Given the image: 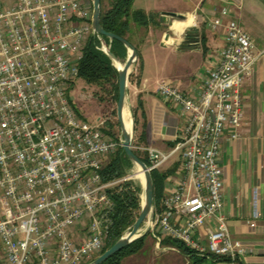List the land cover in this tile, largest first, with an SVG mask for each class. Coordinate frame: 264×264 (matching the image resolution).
Masks as SVG:
<instances>
[{
  "label": "built area",
  "instance_id": "2783aa9c",
  "mask_svg": "<svg viewBox=\"0 0 264 264\" xmlns=\"http://www.w3.org/2000/svg\"><path fill=\"white\" fill-rule=\"evenodd\" d=\"M231 13L224 8L212 22L224 26L225 44L197 92L159 84V97L185 117L174 146L135 147L151 171L175 156L180 164L150 234L215 261L247 253L223 214L222 139L229 130L230 139L240 136L243 88L264 54ZM92 21L93 0L0 1V264H90L105 247L110 191L126 179L101 175L123 140L74 108L84 48L97 38L99 50L110 49Z\"/></svg>",
  "mask_w": 264,
  "mask_h": 264
},
{
  "label": "crops",
  "instance_id": "0c3cea01",
  "mask_svg": "<svg viewBox=\"0 0 264 264\" xmlns=\"http://www.w3.org/2000/svg\"><path fill=\"white\" fill-rule=\"evenodd\" d=\"M0 1L13 5L17 0ZM224 8L231 10V18L236 19L252 37L257 48L264 51V0L134 1V11H143L153 17L148 28L131 24L127 35L129 43L139 51L142 60L141 64L138 62L133 67L139 74L132 83L131 91L133 104L137 107L138 100H141L144 105L146 147L166 151L174 145L176 131L184 127L185 117L159 97V84L172 79L182 91L191 93L199 90L215 62L216 52L225 44L224 26H212ZM167 13L185 16V19L178 21L166 16ZM190 17L193 24L179 31L175 22H184ZM192 28L199 30L203 43L201 41L198 47L184 49L182 45L186 32ZM157 51L165 56L162 68L166 77L147 74L150 65L161 74V59L151 54ZM76 93L74 88L72 96H76ZM243 96L245 117L238 130L240 136L236 140L230 139L229 130L222 139L223 214L231 235L247 249V253L240 258L243 263L264 264V54L245 84ZM167 189L168 179L164 194ZM206 231L207 228H203L202 235L205 236ZM164 240L167 238L159 243L150 234L142 250L125 258L121 264H190L188 256L177 247L164 244ZM203 264L233 263L207 258Z\"/></svg>",
  "mask_w": 264,
  "mask_h": 264
},
{
  "label": "trees",
  "instance_id": "16d2710c",
  "mask_svg": "<svg viewBox=\"0 0 264 264\" xmlns=\"http://www.w3.org/2000/svg\"><path fill=\"white\" fill-rule=\"evenodd\" d=\"M134 1L135 0H108V7L103 8V1L101 0L100 23L102 28L107 33L114 34L127 41V35L130 32L131 24H135L138 27L148 28L153 22V17L146 15L143 11H134L132 9ZM103 40L110 46V51L120 62L126 60L127 48L121 42L117 40L111 41L106 37H103ZM203 40V36L200 34L199 30L192 28L186 32L185 41L182 46L184 49H191L198 47L201 41L203 43ZM99 44L100 42L97 38H92L84 48L83 58L79 65V79L89 86L111 87L115 95L114 99L118 102V71L115 68L113 61L103 51L97 48ZM205 52L206 49H204V53ZM137 53L138 62L141 64V55L138 50ZM133 117L135 127L138 126L140 120L142 121V133L137 147H146L145 129L147 118L141 100H138L137 107L133 110ZM112 127V125H109L110 129H108L106 123V134L110 138L116 139L115 134L111 131ZM134 153L148 167L150 166L145 152L135 149ZM179 165V162H177L166 170H153L151 172L154 185V206L156 208L163 197L168 177L178 170ZM133 168L134 166L127 158L123 147H121L111 160L107 162L101 175L105 182L115 181L127 177L129 171ZM141 193V184L132 180L124 183L122 182L119 186L110 191L113 209L108 214L107 241L101 254L105 253L116 242H118L135 223L141 211ZM149 235L150 232L144 234L132 244L113 255L103 264H121L124 258L139 253L144 247L145 239ZM163 243L177 247L183 254L190 258V264H203L206 260L205 257L198 256L197 253L178 241L167 239L164 240ZM216 261L244 264L240 258H236L235 260L230 258H219Z\"/></svg>",
  "mask_w": 264,
  "mask_h": 264
},
{
  "label": "water",
  "instance_id": "95a60500",
  "mask_svg": "<svg viewBox=\"0 0 264 264\" xmlns=\"http://www.w3.org/2000/svg\"><path fill=\"white\" fill-rule=\"evenodd\" d=\"M166 16L171 17L173 19H181L184 20L185 16H181L174 13H167ZM101 19V0H93V21H92V27L94 30V33L96 35L109 38L111 41L117 40L121 42L126 48H127V58L125 60V63L122 68H118L115 66V68L118 71V91H119V97L117 102V117L118 122L120 124L122 137H123V150L129 159V161L132 163L134 168H137L138 175H143L144 179L143 181L140 180V184L143 188V194H144V201L141 205V211L136 219L135 223L132 225V227L129 230V233L126 236H123L118 242H116L109 250H107L105 253L98 256L95 260H93L90 264H103L108 259H110L113 255L120 252L125 247L132 244L134 241L142 237L144 234H140L142 231V228L147 225V232H150L151 230V222L153 220L154 216V185L151 175V169L142 162L134 153V149L132 146L133 136H132V129L131 132L126 131L124 127V110L126 107V100L128 96V82H129V76L132 71V67L138 62V53L135 48L131 46V44L125 40L124 38H121L119 36H116L111 33H107L101 26L100 23ZM104 53L113 61H120L114 56V54L110 51V49H107L104 51ZM145 233V234H146Z\"/></svg>",
  "mask_w": 264,
  "mask_h": 264
},
{
  "label": "rangeland",
  "instance_id": "374dc122",
  "mask_svg": "<svg viewBox=\"0 0 264 264\" xmlns=\"http://www.w3.org/2000/svg\"><path fill=\"white\" fill-rule=\"evenodd\" d=\"M102 1H103V3H102L103 8H107L108 7V0H102ZM175 20H178V19H175ZM178 21H180V20H178ZM151 54H152V56H154V54H155V55L160 57V59H161L160 68L162 70H160L161 74L159 75L156 72V70L153 68V65H150L151 69L148 70L149 72H147V74L149 73V75H151L153 77H156V76L166 77L167 74H164V71L162 68V61L165 57L164 54H161V52H159V51L152 52ZM149 58L150 57H148V59ZM120 63L122 65H124L125 62H120ZM137 64H138V62L133 67H135ZM133 67H132L131 74L129 76L128 96H127V100H126V108L130 111V115H131L132 136H133L132 146H133V149L135 150V147L138 146L139 145L138 143L140 142L139 138H140L141 133H142V128H141L142 121L140 120V123L138 124V126L135 127L133 110L136 108V105L133 104V98H132V91L131 90H132V83L135 82L136 79L138 78L139 72L138 71L135 72ZM166 81L177 86L175 81L172 79H167ZM74 88L76 89L77 93H76V96H74V97L72 96V97H73L74 107L77 111L78 116L90 124H98L99 123L98 118H102L103 120L106 121L108 129H110L109 125L113 126L111 131L113 134H115V138L123 140L120 124L118 122V117H117V102L114 99L115 95H114L112 88L109 86L97 87V86H89L87 84L85 85L83 83V81H81L80 79H77ZM74 98H75V101H74ZM135 128H136V130H135ZM104 132L106 133L105 129H104ZM113 156L114 155L109 156L106 159V163L109 162ZM177 162H178V157L175 156L162 170L169 168L170 166L174 165ZM136 172H137V168L131 169L129 171V174L127 175V177L123 178V180L126 179L125 181H123V183L126 181H130V180L140 183V180L138 178H136V176H135ZM119 180H122V179H119ZM119 185H117V186H119ZM143 198H144V194H143V188H142V193L140 195L141 205L143 202ZM146 232H147V225H145L142 228V231L140 232V234H145ZM128 233H129V231H127L124 234V236H126ZM106 241H107V239H106ZM105 246H106V242H105ZM98 256H100V255H98ZM98 256H95L93 260H95Z\"/></svg>",
  "mask_w": 264,
  "mask_h": 264
},
{
  "label": "bare ground",
  "instance_id": "6f19581e",
  "mask_svg": "<svg viewBox=\"0 0 264 264\" xmlns=\"http://www.w3.org/2000/svg\"><path fill=\"white\" fill-rule=\"evenodd\" d=\"M191 24H193V19L191 17L185 20L184 22H177V21L175 22V26L179 31L183 30L187 26H190ZM114 63H115V66L118 68L123 67V65L119 63L118 61H115ZM124 127L126 131L131 132L132 120H131L130 111L126 107L124 110ZM136 178H138L141 181H143L144 179L143 175H138V173H137ZM143 201H144V198H143Z\"/></svg>",
  "mask_w": 264,
  "mask_h": 264
}]
</instances>
